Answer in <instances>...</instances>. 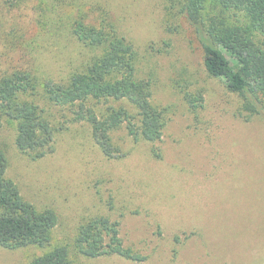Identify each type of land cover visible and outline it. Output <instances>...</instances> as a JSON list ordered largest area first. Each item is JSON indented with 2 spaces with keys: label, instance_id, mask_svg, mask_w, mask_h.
<instances>
[{
  "label": "rangeland",
  "instance_id": "obj_1",
  "mask_svg": "<svg viewBox=\"0 0 264 264\" xmlns=\"http://www.w3.org/2000/svg\"><path fill=\"white\" fill-rule=\"evenodd\" d=\"M185 2L0 0V76L28 68L40 82H69L99 54L77 38L75 21L109 17L134 45L153 104L166 110L161 141H135L125 126L112 133L122 158L103 153L91 124L75 119L76 106L40 96L57 129L53 151L41 158L20 151L14 123L0 132L8 176L38 208L57 212L52 243H68L75 264H264V118L248 120L242 98L207 72L195 30L177 12ZM186 91L202 93L203 106L192 109ZM111 103L90 104L104 114ZM95 216L119 220L124 244L147 259L77 252L80 226ZM44 250L0 247V264H30Z\"/></svg>",
  "mask_w": 264,
  "mask_h": 264
},
{
  "label": "trees",
  "instance_id": "obj_2",
  "mask_svg": "<svg viewBox=\"0 0 264 264\" xmlns=\"http://www.w3.org/2000/svg\"><path fill=\"white\" fill-rule=\"evenodd\" d=\"M6 1L12 6L23 2ZM177 12L194 28L204 50L207 72L223 78L228 88L242 98L248 120L255 115L264 118V0H186ZM108 18L98 25L82 17L75 21L77 38L98 49L99 54L69 82L52 78L40 82L28 68L0 76V132L6 123H14L20 151L41 158L54 150L57 129L36 96L48 104L76 106L75 119L91 124L95 142L109 158L126 155L112 136L121 126L135 141L162 140L166 110L153 104V84L137 74L134 45ZM185 99L192 109L204 104L202 93L186 91ZM91 101L113 103L100 114ZM152 152L160 157L158 148ZM8 169L9 159L0 145V247L45 249L30 264H75L68 243H52L59 224L57 212L51 207L38 208L26 199L8 176ZM74 246L89 258L119 255L137 262L147 259L146 254L124 244L120 221L107 216H95L83 223Z\"/></svg>",
  "mask_w": 264,
  "mask_h": 264
}]
</instances>
